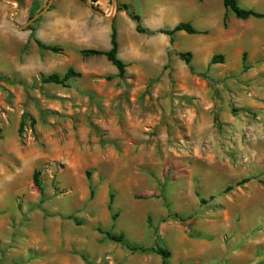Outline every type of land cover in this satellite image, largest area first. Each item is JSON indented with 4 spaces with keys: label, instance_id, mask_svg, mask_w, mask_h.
<instances>
[{
    "label": "rangeland",
    "instance_id": "obj_1",
    "mask_svg": "<svg viewBox=\"0 0 264 264\" xmlns=\"http://www.w3.org/2000/svg\"><path fill=\"white\" fill-rule=\"evenodd\" d=\"M217 2L89 1L110 18L96 15L85 5L103 25L120 30L121 41L139 47L138 64L147 71L150 64L151 72H156L162 58L151 37L136 32V23L119 7L127 5L139 17L142 29L172 28L169 13L176 9L179 22L207 31L173 35L172 58L164 68L178 73L179 69L188 71L191 64L203 68L206 57L201 50L222 46V24L216 21L211 26L209 18ZM238 2L264 15V0ZM65 3L59 11L66 10L69 4ZM219 3L224 10L222 0ZM51 6L52 2L49 10ZM43 15L28 26L35 29ZM10 19L17 23L11 15L4 38L13 40V35L17 43L19 36L13 33L18 30ZM225 22L231 41L225 47L226 60L209 72L235 70V77L246 76L247 85L256 78L247 70L259 66L264 54V18L240 20L228 11ZM50 46L61 51L42 50L32 40L8 49L0 40V264H264V111L244 110L240 148L229 138L225 156H212L202 138L195 143L193 138L182 142L177 137L184 125L178 120H133L134 101L150 91H131L124 86L125 79L92 77L96 98L86 93L87 101L79 94L84 85L90 86L85 76L70 79L67 86L44 83L43 77L62 76L69 68L82 72V61L88 58L63 42ZM240 49L253 55L251 63L247 52L233 55ZM178 53H190L189 65ZM101 57L104 64L97 69L105 74L116 72ZM203 78L206 88L212 89V98H219L213 80L207 73ZM176 88L165 96L191 100ZM245 95L261 98L249 89ZM214 125L221 129L219 122ZM162 132L165 141L160 138ZM139 135H145L144 146L136 143ZM98 146L104 149L99 151ZM213 158L219 171L209 167ZM35 171L42 193L30 182ZM104 232L123 235L138 249L114 242ZM157 249L169 256L159 255Z\"/></svg>",
    "mask_w": 264,
    "mask_h": 264
},
{
    "label": "crops",
    "instance_id": "obj_2",
    "mask_svg": "<svg viewBox=\"0 0 264 264\" xmlns=\"http://www.w3.org/2000/svg\"><path fill=\"white\" fill-rule=\"evenodd\" d=\"M15 1L17 4L0 0V40L6 42L8 49L11 46L20 48L22 45L32 40L30 36L31 32L25 31V29H17V33H13L19 36V42L17 43L15 41L16 37H13V35V40H11L10 37L9 39L4 38L3 31L7 34L9 25V23L7 24V20L11 18V15L17 22V25H24L23 23H27L30 15L35 14L43 8L49 0ZM217 1L209 18L211 17V26H216V21L222 24V46H212L207 47L205 50H201L202 57H206L205 62H203V66L205 65L203 68L195 69L191 64L189 67L192 71H190V68H188V71L187 69H179L178 73L170 68L165 69L164 66L167 64V60L172 58L169 56L171 49L170 37L158 32L162 28H145L149 32H155L153 35H144L151 37L150 40L154 42L153 47L159 54V57L162 58L156 72L155 70L154 72L150 71V64H147V71L146 67H143L142 64H138L141 63L139 61V59H141L139 47H137L136 44L128 43L124 40L121 41L120 30L115 28L118 43L117 57L126 65L124 77L122 79L117 77V69L116 72L110 71L108 74L99 71L97 67L104 64V60L100 59L102 58L101 56H91L84 59V61H82L83 71H79L81 75L78 79L85 76L87 79H90V86L87 87L84 85L79 91V94L83 97L82 99L85 101L89 99L86 93H91L93 96L92 98H96V83L91 80L92 77H110L111 80L115 82L125 79V83L123 84L131 91H145L146 89L150 91L138 102L134 101L133 105H136V107L133 109V114L131 115L133 120L148 122H154L156 120L157 122H164L168 118H173L175 121L178 120L184 125L180 129L181 134L177 137L181 138L182 142L187 140V137L193 138L195 139L194 141H196L195 143H197V139L202 138L206 144V151H209L212 156L219 155L220 158L225 156L227 148H229L227 147L230 141L229 138H233L237 148H240L238 138L240 137L239 131L245 121L243 111L246 109L264 111V88H261V85H264V76H262L264 75V54L258 59L259 66H254V69L247 70L248 72L252 71L253 74L256 75L254 81L247 83L248 87L246 85V76L239 78L235 77V70H222L219 73L213 74L209 72L211 68H214L215 64H222L225 62L228 53V51L225 52V47L231 43L229 38L230 33L227 31L229 28L227 23L224 22V17L226 15L227 18L228 11H226L224 7V10H222L219 3L220 0ZM65 2L69 4L65 8L66 10H64V12L59 11L58 9H60L63 4H66ZM85 2L86 0H52L51 9L46 12L34 26V37L45 45L63 42L80 50L93 49L108 51L110 49L111 25H109V23L103 25L99 19L92 17ZM216 9L217 12H215ZM169 15L172 16L170 23L173 27L180 23L178 19H175L176 9H174L173 13L170 11ZM194 29L196 30V28ZM198 32L207 33V31L196 30V33ZM147 40L149 41V38ZM244 52L247 51L240 49L237 52L234 51L233 55L241 56ZM11 55L10 52V56ZM217 55L223 57V62L211 63L212 57ZM250 58L249 63H251L253 55ZM131 65H135V67L130 69ZM218 67H220V69H226L221 66ZM205 73L213 80L215 91H217L216 95L217 97L219 96V98H212V89L206 88L207 82H205L203 78V74ZM91 86L95 88L94 91ZM172 87L173 89L177 87L176 89L183 90L184 92L181 94L189 96L191 100L187 101L179 98L171 100L170 97H166L165 92ZM200 89H203V91H195ZM247 89L251 90L252 94L258 95L261 98L255 99L248 97L245 95ZM104 101L106 102L107 99H104ZM111 116H113L112 118L117 117L115 114ZM215 122L221 124V129L214 125ZM229 132L231 135H225ZM144 138L145 135L135 137L136 143L144 146ZM160 138L162 141H165L163 132ZM104 147H106V145H104ZM102 149L104 148L98 146L99 151H102ZM209 167H211L213 172L220 170L219 163L218 161H214V158L209 162ZM223 168L224 167H222V169ZM14 177H16L15 174H13V179H15ZM30 182H32V175H30ZM11 183L15 185L18 184L16 181ZM29 186V181H27V187ZM80 264H82V262Z\"/></svg>",
    "mask_w": 264,
    "mask_h": 264
},
{
    "label": "trees",
    "instance_id": "obj_3",
    "mask_svg": "<svg viewBox=\"0 0 264 264\" xmlns=\"http://www.w3.org/2000/svg\"><path fill=\"white\" fill-rule=\"evenodd\" d=\"M92 2H96L97 0H91ZM223 7L225 8L226 11H230L234 14V16L237 19L240 20H247L249 18H263L264 15L257 13L251 9H245L242 8L239 5L238 0H222ZM118 10H123L126 12V14L129 16V18L136 23L135 30L138 33L142 34H148L151 35L153 33L147 31L146 29H142L139 26V17L137 15L132 14L128 10L127 5H122L121 7L118 8ZM34 14L30 15L29 19L33 16ZM226 20V15L224 17V22ZM27 30H30V36L31 39L34 41V43L37 45L38 48L42 50H47L52 53H58L61 51L60 48L56 46H50V45H45L44 43L40 42L34 37V29L31 26L27 27ZM185 32L187 34H195L196 30L189 24L185 22H180L176 26H174L172 29H161L158 32L165 34L170 37V42L173 41V35L176 32ZM117 50H118V43H117V34L115 28L112 26L111 27V34H110V49L108 51H101V50H93V49H88V50H81L80 53L84 57H91V56H104L109 63H111L116 69H117V77L118 78H123L125 74V63L122 62L118 57H117ZM178 57L185 62L186 65H189L190 63V53H178ZM223 62V57L221 55L213 56L211 59V63H222ZM190 68V67H189ZM191 69V68H190ZM80 74L75 72L73 69L69 68L62 76L59 74H50L46 77L42 78V81L44 83H53L61 86H67V82L74 77H79ZM107 80H110V77H106ZM23 127L22 122L20 123V127L18 132H20V129ZM39 172H34L32 174V183L36 187V189L42 193L43 189L41 184L39 183L38 180ZM244 180V182H246ZM238 185V184H237ZM231 189V187H227L224 192H227ZM112 198L113 196L110 194L109 195V206L112 204ZM201 202H204L201 200ZM104 234L107 236L108 239L114 241V242H119L126 247H128L131 250H136L138 247L129 244L123 235H115L111 234L109 232H104ZM159 255L163 257H168L169 253L165 250L162 249H157L156 251Z\"/></svg>",
    "mask_w": 264,
    "mask_h": 264
},
{
    "label": "water",
    "instance_id": "obj_4",
    "mask_svg": "<svg viewBox=\"0 0 264 264\" xmlns=\"http://www.w3.org/2000/svg\"><path fill=\"white\" fill-rule=\"evenodd\" d=\"M4 1H8V2H13V3H16L17 2L15 0H4ZM89 1L90 0H87L86 1V5L89 7V9L95 13L96 15L100 16V17H103V18H110L109 16H106L105 14H103L99 9L95 8L94 6H91L89 4ZM51 2L52 0H49L48 3L46 4L45 8L41 11H39L38 13H36V15L32 16L30 19H28L26 25H23V26H18L14 21H11V23L14 25V27L18 30H24L27 28V26L31 23H33L34 21H36L41 15H43L44 13H46L47 11H49V8H50V5H51Z\"/></svg>",
    "mask_w": 264,
    "mask_h": 264
}]
</instances>
